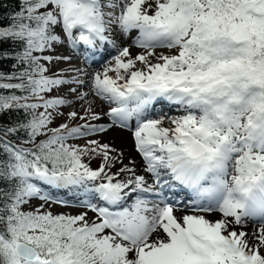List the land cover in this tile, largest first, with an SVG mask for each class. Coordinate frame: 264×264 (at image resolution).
Segmentation results:
<instances>
[{
  "label": "snow or ice",
  "instance_id": "snow-or-ice-1",
  "mask_svg": "<svg viewBox=\"0 0 264 264\" xmlns=\"http://www.w3.org/2000/svg\"><path fill=\"white\" fill-rule=\"evenodd\" d=\"M0 264H264V0H0Z\"/></svg>",
  "mask_w": 264,
  "mask_h": 264
},
{
  "label": "trees",
  "instance_id": "trees-1",
  "mask_svg": "<svg viewBox=\"0 0 264 264\" xmlns=\"http://www.w3.org/2000/svg\"><path fill=\"white\" fill-rule=\"evenodd\" d=\"M5 8L7 10H12L15 7V0H4Z\"/></svg>",
  "mask_w": 264,
  "mask_h": 264
},
{
  "label": "rangeland",
  "instance_id": "rangeland-1",
  "mask_svg": "<svg viewBox=\"0 0 264 264\" xmlns=\"http://www.w3.org/2000/svg\"><path fill=\"white\" fill-rule=\"evenodd\" d=\"M75 63H77L78 65H80V64H82L81 63V61H79V60H76V61H74ZM94 66V65H93ZM92 66V67H93ZM61 67H64L63 65H61ZM95 67H97V65L96 66H94L93 68H95ZM74 107H77V109L79 110V108H78V105H74ZM70 109H68V108H65L64 109V111L65 112H67V111H69ZM57 122H59V121H57ZM97 163V161H93V165L95 166V164ZM191 195V193L189 194V196ZM188 196H186V197H182V198H187Z\"/></svg>",
  "mask_w": 264,
  "mask_h": 264
},
{
  "label": "bare ground",
  "instance_id": "bare-ground-1",
  "mask_svg": "<svg viewBox=\"0 0 264 264\" xmlns=\"http://www.w3.org/2000/svg\"><path fill=\"white\" fill-rule=\"evenodd\" d=\"M96 66V65H95ZM94 67V66H93ZM99 103V102H98Z\"/></svg>",
  "mask_w": 264,
  "mask_h": 264
}]
</instances>
